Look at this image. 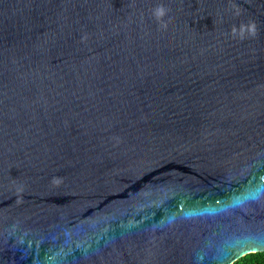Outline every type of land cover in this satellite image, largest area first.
I'll return each mask as SVG.
<instances>
[{
	"label": "water",
	"instance_id": "95a60500",
	"mask_svg": "<svg viewBox=\"0 0 264 264\" xmlns=\"http://www.w3.org/2000/svg\"><path fill=\"white\" fill-rule=\"evenodd\" d=\"M264 252V0H0V264Z\"/></svg>",
	"mask_w": 264,
	"mask_h": 264
},
{
	"label": "trees",
	"instance_id": "16d2710c",
	"mask_svg": "<svg viewBox=\"0 0 264 264\" xmlns=\"http://www.w3.org/2000/svg\"><path fill=\"white\" fill-rule=\"evenodd\" d=\"M232 264H264V252L248 253Z\"/></svg>",
	"mask_w": 264,
	"mask_h": 264
}]
</instances>
